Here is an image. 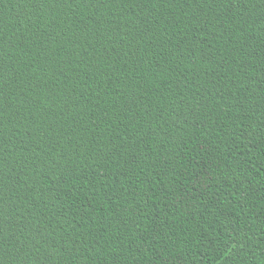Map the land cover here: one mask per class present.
<instances>
[{
	"label": "trees",
	"instance_id": "trees-1",
	"mask_svg": "<svg viewBox=\"0 0 264 264\" xmlns=\"http://www.w3.org/2000/svg\"><path fill=\"white\" fill-rule=\"evenodd\" d=\"M0 264H264V0H0Z\"/></svg>",
	"mask_w": 264,
	"mask_h": 264
}]
</instances>
